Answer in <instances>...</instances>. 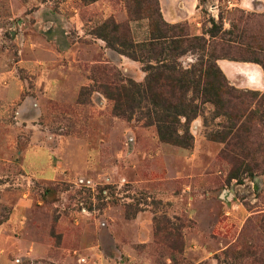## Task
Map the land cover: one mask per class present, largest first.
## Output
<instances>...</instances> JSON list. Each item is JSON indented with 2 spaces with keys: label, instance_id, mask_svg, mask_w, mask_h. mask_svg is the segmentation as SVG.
<instances>
[{
  "label": "rangeland",
  "instance_id": "1",
  "mask_svg": "<svg viewBox=\"0 0 264 264\" xmlns=\"http://www.w3.org/2000/svg\"><path fill=\"white\" fill-rule=\"evenodd\" d=\"M254 1L197 0L184 21L197 35L222 14L230 29L235 9L264 13ZM110 17L128 20L124 0H0V264H241L264 174L229 178L211 103L192 148L162 142L145 105L132 120L113 114L97 86L146 73L94 34ZM132 27L147 36V20Z\"/></svg>",
  "mask_w": 264,
  "mask_h": 264
},
{
  "label": "trees",
  "instance_id": "2",
  "mask_svg": "<svg viewBox=\"0 0 264 264\" xmlns=\"http://www.w3.org/2000/svg\"><path fill=\"white\" fill-rule=\"evenodd\" d=\"M124 2L128 20L110 17L94 34L107 47L142 63L146 75L141 82L125 75L107 77L97 86L113 102V114L132 120L145 105L146 125L156 126L162 142L192 148V123L211 103L216 117L225 121L208 136L224 144L220 156L231 165L229 178L242 183L245 177L264 174V92L237 88L218 64L219 59H230L258 63L264 69V13L235 9L230 29L220 14L218 21L210 18L211 28L194 35L188 22L165 19L160 0ZM146 20L148 34L139 40L132 22ZM188 53L198 58L184 67L180 59ZM236 246L235 259L241 264H264V214L248 219ZM228 252L225 249L224 255Z\"/></svg>",
  "mask_w": 264,
  "mask_h": 264
},
{
  "label": "crops",
  "instance_id": "3",
  "mask_svg": "<svg viewBox=\"0 0 264 264\" xmlns=\"http://www.w3.org/2000/svg\"><path fill=\"white\" fill-rule=\"evenodd\" d=\"M160 1L163 15L165 19L170 23H179L178 20H175L172 17L171 7L174 8L177 17L183 19L184 21L188 14L187 11L191 12L192 7H194L195 2H197V0ZM245 3L246 5L252 7L254 6L255 1L245 0ZM180 4H184V8H178ZM184 22L187 21L185 20ZM218 64L233 85H236L237 87L243 89L258 90L264 92V69L260 64L254 62L235 61L230 59H219Z\"/></svg>",
  "mask_w": 264,
  "mask_h": 264
},
{
  "label": "bare ground",
  "instance_id": "4",
  "mask_svg": "<svg viewBox=\"0 0 264 264\" xmlns=\"http://www.w3.org/2000/svg\"><path fill=\"white\" fill-rule=\"evenodd\" d=\"M244 66H245V65H244ZM244 66H243V67H244ZM243 67H242V68H243ZM252 70H253V69H252ZM256 73H257V72H256ZM257 74H258V73H257Z\"/></svg>",
  "mask_w": 264,
  "mask_h": 264
}]
</instances>
